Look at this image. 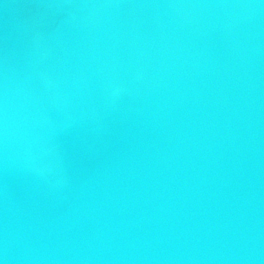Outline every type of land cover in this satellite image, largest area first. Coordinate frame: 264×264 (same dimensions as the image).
I'll list each match as a JSON object with an SVG mask.
<instances>
[{
  "label": "water",
  "instance_id": "water-1",
  "mask_svg": "<svg viewBox=\"0 0 264 264\" xmlns=\"http://www.w3.org/2000/svg\"><path fill=\"white\" fill-rule=\"evenodd\" d=\"M0 264H264V0H0Z\"/></svg>",
  "mask_w": 264,
  "mask_h": 264
}]
</instances>
